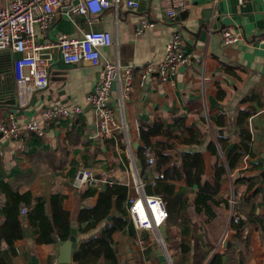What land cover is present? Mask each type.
Wrapping results in <instances>:
<instances>
[{
    "label": "crops",
    "instance_id": "obj_1",
    "mask_svg": "<svg viewBox=\"0 0 264 264\" xmlns=\"http://www.w3.org/2000/svg\"><path fill=\"white\" fill-rule=\"evenodd\" d=\"M126 1L119 0L117 13L110 7L92 18L74 13L71 5L64 4L56 10L45 33L35 27L36 41L47 47L54 44L58 34L74 39L92 31L115 34L116 47L101 48L100 56L102 61L134 68L131 93L123 106L130 141L137 142L139 148L140 131L154 123L174 126L177 134L178 127L193 130L192 145L169 140L176 151L200 152L204 162L199 185L188 186L185 175L170 173L163 181L169 186L171 198L179 200L181 211L175 222L164 223V242L172 264H209L216 255L220 256V264H264V44L260 42L264 35V0H183L176 20L182 25L183 47L189 61L169 81L161 82L153 73L143 84L139 67L160 62L170 39L172 26L165 12L169 3L135 0L138 7L130 9ZM7 2L0 0V10ZM143 21L154 25L138 33ZM225 30L239 32L243 40L225 46L221 39ZM46 52L52 56L48 86L34 94L25 107H18L16 102L17 108L11 111L0 103V123L8 124L10 119L18 125L36 121L43 131L41 137L32 132H23L16 139L0 136V252L8 264H60L62 243H37L24 206L26 211L21 209L18 219L23 223V236L8 245L1 233L8 224V191L44 199L48 214L54 204L67 211L71 236L77 240L72 244L74 256L82 241L97 236L109 223L105 220L96 229L83 233L77 222L83 208L96 205L104 185L124 184L132 192L130 199H134L139 181L144 189L146 184L154 185L159 176L153 166H148L141 176V164L135 157L138 148L133 149V168L123 152L121 134L115 138L98 134L93 111L84 99L98 81L99 69L85 62L65 65L55 47ZM16 56L0 52V93L4 97L7 89L15 85L11 63ZM14 93L16 98L15 88ZM73 105L83 108L76 117L50 125L42 123L44 110ZM110 106L119 118L114 90ZM244 133L249 135L246 141ZM164 140L161 136L150 138L152 144ZM175 161L181 165L180 155L175 156ZM218 163L224 167L223 173L217 171ZM82 169L93 173L97 180L94 187L78 190L71 185ZM163 172L162 169L160 173ZM217 184L219 190L209 206L211 216L205 207L199 205L198 210L195 200L201 187ZM90 188H95L96 194L83 199ZM162 200L167 212V203ZM231 200L240 216L238 222L230 218ZM109 216H116L115 211ZM112 239L120 263L160 264L152 230L139 231L131 221L130 228L114 233ZM137 240L143 241V248ZM70 264H75L74 260Z\"/></svg>",
    "mask_w": 264,
    "mask_h": 264
},
{
    "label": "built area",
    "instance_id": "obj_2",
    "mask_svg": "<svg viewBox=\"0 0 264 264\" xmlns=\"http://www.w3.org/2000/svg\"><path fill=\"white\" fill-rule=\"evenodd\" d=\"M77 1L76 5L73 2ZM169 5L166 15L171 21L172 32L165 46L163 59L154 64H145L139 67L140 83L155 73L161 82L169 81L178 71L186 65L189 56L186 55L182 41V25L176 18L183 8V0H166ZM245 2L247 0H238ZM119 0H8L6 6L0 10V52H10L17 56L12 60V74L15 81L16 102L18 107H25L34 94L48 86V70L52 63V56L46 50L55 47L59 52L60 60L65 65H74L85 62L92 67L98 68V81L87 94L84 101L92 109L95 125L100 136L115 138L121 134L124 139L123 152L129 157L130 163L135 168L133 158V142L127 135V126L124 121V101L129 99L134 77L133 67L123 68L118 62L102 61L100 49L116 47V35L107 31L88 32L81 39H74L64 34H58L54 44L41 46L36 41L35 27L38 26L45 33L51 26L56 10L64 4L71 5L72 12L92 18L99 16L110 7L117 13ZM126 7L136 9L138 3L135 0H127ZM153 23L141 22L137 32L141 33ZM222 43L227 46L242 41L239 32L222 31ZM260 42L264 44V35ZM117 94L116 112L110 106L112 87ZM83 111L80 105L70 107L56 106L44 110L41 121L44 125L59 119L74 118ZM23 132H32L36 136H43L41 126L36 121L18 125L13 119L8 124L0 123V136L7 139H16ZM154 162L153 155L148 156V164ZM97 180L89 169H82L72 179L71 185L80 190L95 186ZM137 197L129 199V215L137 230H152L159 250L164 255L167 264H172L165 242L159 228L167 219L163 200L158 196L147 195L140 181L136 184ZM159 200L158 210L153 211L149 205V198ZM136 204H140L143 215L134 211ZM23 208L22 212L25 213ZM230 218L234 222L240 220L237 208L231 200ZM143 248V241L136 242Z\"/></svg>",
    "mask_w": 264,
    "mask_h": 264
},
{
    "label": "trees",
    "instance_id": "obj_3",
    "mask_svg": "<svg viewBox=\"0 0 264 264\" xmlns=\"http://www.w3.org/2000/svg\"><path fill=\"white\" fill-rule=\"evenodd\" d=\"M173 127L154 123L148 126L146 130H141L139 140L142 145L137 149L135 156L136 160L141 164V176H144L148 166H153V171L159 175L154 185H145L144 192L147 195H155L165 199L168 214L165 222L168 225L172 221L175 222L179 214L181 215V211L179 212V200L176 197L171 198V191L168 189L169 186L163 182L167 178V173L177 176L185 175L188 186L195 183L199 185V177L204 167L203 157L200 152L176 151L169 144V140L172 139L178 141L180 144H194L193 130L178 127L177 134L174 133ZM154 136L164 137L165 140L152 144L150 138ZM248 136V133H244V141L248 140ZM149 153L153 155L154 162L152 165L148 164ZM177 154L182 159L180 166H177L175 161ZM169 166L171 167L169 168ZM162 169L165 172L160 173ZM217 171L224 172L222 164H217ZM218 190V184L216 186L205 185L201 187L195 200L197 209L199 210L200 206L205 207L209 215L212 216L209 206L214 203V196ZM94 194H96V189L90 188L84 193L82 198L85 199ZM131 194L130 188L124 184H106L98 193L96 205L83 208L79 212L77 222L80 231L83 233L96 229L106 220L112 210L115 211L116 216L112 217L110 222L103 227L97 236L91 237L79 244L73 256L75 264H122L116 255L112 236L114 233L124 231L131 227L128 212V200ZM7 196L9 212L7 216L8 224L1 230V233L8 245H12L14 241L23 236L21 230L23 223L18 219L20 217V211L24 206L27 207L26 216L31 226L35 229L37 243L51 244L56 241L65 242L70 238V216L61 206L54 204V210L51 214H48L46 202L42 198L31 199L27 195L22 196L13 191H8ZM238 225L241 226V223ZM182 235H185V228L182 229ZM219 257L216 255L209 264H220ZM0 264H8L5 254H1V252Z\"/></svg>",
    "mask_w": 264,
    "mask_h": 264
},
{
    "label": "water",
    "instance_id": "obj_4",
    "mask_svg": "<svg viewBox=\"0 0 264 264\" xmlns=\"http://www.w3.org/2000/svg\"><path fill=\"white\" fill-rule=\"evenodd\" d=\"M77 1L73 2V5H76ZM115 86L113 85L112 90H114ZM14 88L15 85H12V87L10 86L7 89V96L4 97V95H2V93H0V103L4 104V106L10 108L11 111L15 110L17 107L16 105V98H15V93H14ZM8 101V102H5ZM18 106V105H17ZM138 148V143H134L133 144V149L136 150ZM111 217L108 216L106 218L107 222H110ZM161 237L163 239V241H165L167 239V234H166V225L163 224L160 228H159ZM77 240L76 238H74L73 236H71L67 241L60 243V249H59V260L58 262L60 264H70L73 260V252H72V244L75 243ZM222 246L225 248L226 247V242L222 243ZM158 260L160 262V264H167V261L164 257V255L161 253V251H158ZM223 264H226V262L224 261Z\"/></svg>",
    "mask_w": 264,
    "mask_h": 264
},
{
    "label": "clouds",
    "instance_id": "obj_5",
    "mask_svg": "<svg viewBox=\"0 0 264 264\" xmlns=\"http://www.w3.org/2000/svg\"><path fill=\"white\" fill-rule=\"evenodd\" d=\"M149 205L153 211H156L159 207V200L155 197L149 198ZM134 211L140 212L141 215L144 214L140 204H136Z\"/></svg>",
    "mask_w": 264,
    "mask_h": 264
},
{
    "label": "bare ground",
    "instance_id": "obj_6",
    "mask_svg": "<svg viewBox=\"0 0 264 264\" xmlns=\"http://www.w3.org/2000/svg\"><path fill=\"white\" fill-rule=\"evenodd\" d=\"M162 253V252H161Z\"/></svg>",
    "mask_w": 264,
    "mask_h": 264
}]
</instances>
